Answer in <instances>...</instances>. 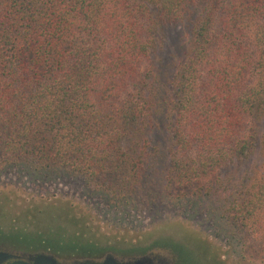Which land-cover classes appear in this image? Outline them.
Returning <instances> with one entry per match:
<instances>
[{
	"label": "trees",
	"instance_id": "1",
	"mask_svg": "<svg viewBox=\"0 0 264 264\" xmlns=\"http://www.w3.org/2000/svg\"><path fill=\"white\" fill-rule=\"evenodd\" d=\"M264 0H0V169L210 206L264 252Z\"/></svg>",
	"mask_w": 264,
	"mask_h": 264
},
{
	"label": "rangeland",
	"instance_id": "2",
	"mask_svg": "<svg viewBox=\"0 0 264 264\" xmlns=\"http://www.w3.org/2000/svg\"><path fill=\"white\" fill-rule=\"evenodd\" d=\"M213 203L111 201L79 176L8 167L0 169V244L89 258L167 247L185 264H264L222 230Z\"/></svg>",
	"mask_w": 264,
	"mask_h": 264
},
{
	"label": "flooded vegetation",
	"instance_id": "3",
	"mask_svg": "<svg viewBox=\"0 0 264 264\" xmlns=\"http://www.w3.org/2000/svg\"><path fill=\"white\" fill-rule=\"evenodd\" d=\"M12 247L0 244V254L8 257L6 261H0V264H10L18 260L35 264L40 258L53 259L56 264H105L109 259H113L117 264H185L178 252L167 247L157 248L142 256L137 255L128 258H120L110 253L100 255L97 258H89L83 255H75L74 251L55 253L50 249L42 251L29 250L24 253Z\"/></svg>",
	"mask_w": 264,
	"mask_h": 264
},
{
	"label": "water",
	"instance_id": "4",
	"mask_svg": "<svg viewBox=\"0 0 264 264\" xmlns=\"http://www.w3.org/2000/svg\"><path fill=\"white\" fill-rule=\"evenodd\" d=\"M8 257L7 255H4V254H0V261L2 260H7ZM10 264H29L25 261H15V262H12ZM35 264H56V262L53 260V259H48V258H40L38 259V261H36ZM105 264H117L113 259H109Z\"/></svg>",
	"mask_w": 264,
	"mask_h": 264
}]
</instances>
